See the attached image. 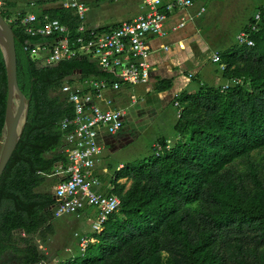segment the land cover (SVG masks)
Instances as JSON below:
<instances>
[{"label": "trees", "instance_id": "obj_1", "mask_svg": "<svg viewBox=\"0 0 264 264\" xmlns=\"http://www.w3.org/2000/svg\"><path fill=\"white\" fill-rule=\"evenodd\" d=\"M4 1L0 13L15 32L18 82L29 108L0 179V264H36L48 257L29 239H22L26 246L20 247L17 232L35 234L54 217L56 198L37 188L68 163V130L61 123L75 115V108L62 86L115 76L89 57L46 63L47 50L35 55L29 45L53 44L59 34L27 32L22 23L26 10ZM254 2V12L233 39L216 47L220 60L212 63L223 83L210 85L201 78L194 91L175 96L181 109L174 124L177 137H158L150 153L123 167L108 162V194L120 198L119 208L97 231V242L62 264H264V3ZM46 13L68 25L77 46L80 21L73 10ZM46 13L38 14L32 26L46 24ZM242 30L252 45L238 42ZM159 85L169 89L173 82L165 79ZM116 94H124L123 88L114 95L118 102ZM7 96L0 47V139ZM101 156L94 175L103 179L97 171Z\"/></svg>", "mask_w": 264, "mask_h": 264}, {"label": "built area", "instance_id": "obj_2", "mask_svg": "<svg viewBox=\"0 0 264 264\" xmlns=\"http://www.w3.org/2000/svg\"><path fill=\"white\" fill-rule=\"evenodd\" d=\"M203 2L204 0H172L163 4L162 0H145L147 10L143 14L132 20H124L109 31L98 32L83 24L87 5L81 0H66L65 6L75 8L82 22L78 28L80 35L76 39L77 46L70 42L68 26L59 19L46 15V24L34 27L32 23L37 20V15L29 14L22 18L27 32L31 34H62L53 44L29 45L35 55L47 50L46 63L54 64L61 60L89 57L95 60L103 71L115 76V79L91 76L76 85L65 82L62 86V91L74 105L75 115L65 118L61 123L62 128L68 130L65 146L67 166L60 165L51 174L60 178L54 191L55 217L78 212L89 203L98 210L93 228L100 231L109 217L118 210L120 198L115 194L108 195L98 191L100 179L94 175L97 160L104 150L102 135L117 133L124 126L127 114L126 107L116 102L113 92L123 85L148 83L153 71L149 36H167L169 29L166 24L171 13L178 9L202 3L196 13V16H202L207 9ZM260 16L261 13L258 12L256 19L259 20ZM186 21L187 18H182L171 27V31L183 28ZM256 26H252L253 30ZM237 40L249 45L254 43L244 30L237 34ZM179 45L184 47L181 42ZM164 48L168 49L169 46L164 45ZM212 59L219 61V53L215 52ZM222 67L225 68V65ZM137 100L134 98L133 102ZM89 241L87 236L81 238L83 249ZM43 263L44 260L36 264Z\"/></svg>", "mask_w": 264, "mask_h": 264}, {"label": "crops", "instance_id": "obj_3", "mask_svg": "<svg viewBox=\"0 0 264 264\" xmlns=\"http://www.w3.org/2000/svg\"><path fill=\"white\" fill-rule=\"evenodd\" d=\"M10 4H12L17 9H24L26 10L27 15L29 14H43L49 12L50 14L54 13L59 9H71L73 12L78 16L77 10L75 8H70L65 6L66 0H7ZM84 2L88 10L86 12V18L83 24L88 29H96L98 32L105 31L104 28L109 31L114 26L120 24L124 20H132L133 18L143 14L147 8L145 7V0H121V1H112V0H81ZM172 1V0H162L163 4ZM209 0H204L203 4L207 8V2ZM220 0H215V5ZM232 1V0H231ZM257 1L259 4L264 3V0H251ZM4 0H1L0 8L4 5ZM202 3L195 4L190 8H181L176 10L173 15L169 18L166 26L169 29V33L165 37H158V36H149V43L152 49L150 55V61L153 64V71L151 73L150 79L146 84H137L132 85L127 84L125 87H122L124 90V94H116L118 102L126 107L133 103V99L136 96H140L137 100L141 103L151 102L153 105H160L162 99L165 96H169V98L175 99V96L182 92L181 85L183 84L182 80L176 79L173 74H178V68L180 63L186 59H193L197 54L196 48L199 46L202 51H205L208 48V41H205L204 33H213V39L217 38L216 33L217 30H205V25L210 20H203L201 16H196L197 11ZM207 11V9H206ZM123 14V15H122ZM205 14V13H204ZM229 14V12L227 13ZM46 15H48L46 13ZM45 15V16H46ZM127 16L124 19H117L119 16ZM49 16V15H48ZM203 16V15H202ZM182 18H187L186 25L183 28H180L176 31H171V27L178 23ZM58 19V18H57ZM247 20V19H246ZM242 22V24L246 22ZM80 24L82 23L79 19ZM63 23V22H62ZM66 24V23H63ZM79 24V25H80ZM67 25V24H66ZM68 26V25H67ZM243 26V25H242ZM79 28V26H78ZM224 31V28L221 27ZM69 29V27H68ZM220 29V28H219ZM241 29V27L239 28ZM239 29L237 31H239ZM79 32V30H78ZM239 33V32H238ZM237 33V34H238ZM80 35V32H79ZM62 34H59L61 37ZM68 37H69V30H68ZM237 37V35H236ZM70 42H74L73 39L69 38ZM209 40V39H208ZM210 41V40H209ZM180 42L184 44V47H180ZM164 45H168L169 48L165 49ZM217 52L212 51L209 54V62L213 61L212 55ZM202 54H205L203 52ZM206 55V54H205ZM207 56V55H206ZM213 64V63H212ZM177 70V71H176ZM216 67L214 72L208 74V77L212 79L214 76L217 77V81L219 77L216 73ZM176 72V73H175ZM194 73V71L190 72V74ZM206 77L202 75V79ZM171 79L173 85L171 88L161 89L159 83L162 80ZM221 79V78H220ZM181 81V85L179 84ZM124 86V85H123ZM138 88V89H137ZM180 89V91H179ZM195 89H191L190 91H194ZM123 92V91H122ZM116 91L113 92L115 95ZM139 102V103H140ZM136 103V102H135ZM175 105V102H173ZM177 117L180 114V110L177 106ZM127 109V107H126ZM155 113V111L152 109ZM128 113V112H127ZM127 114L124 118V122L126 120ZM175 124V123H174ZM127 126L125 125L122 130H120L116 134H103L102 135V143L104 145V151L106 146H110V149L113 150V146L118 145V142L125 138H121V135H125V131ZM156 144V141L153 145ZM104 151L101 156L100 162L97 164V171L99 174L105 176L103 179H100V185L97 187L98 191L108 194V189L111 188L112 183L110 182L109 177L112 173L111 169L108 166V161L105 159ZM119 167H123L125 161H119ZM94 174L95 171H94ZM126 179H122L125 181ZM58 178L55 176H47L44 182L37 188L38 191L44 193H52L55 197L54 191L55 186L58 183ZM110 195V194H108ZM54 206L52 209L54 210ZM98 217V210L91 206L89 203H86L85 206L80 209L78 212L64 214L59 217H52L42 225L35 234L27 235L24 231L17 232V238L20 242V247H25L26 243L23 240H31L33 243L37 245L39 250L44 253L48 259L47 261L44 260L45 263L43 264H62V262L70 259L76 258L83 253V247L81 246V238L82 237H89L90 243L97 242V231L93 228V223ZM21 239V241L19 240ZM23 239V240H22ZM77 249L80 252L77 255ZM7 264H18V260L9 261Z\"/></svg>", "mask_w": 264, "mask_h": 264}, {"label": "rangeland", "instance_id": "obj_4", "mask_svg": "<svg viewBox=\"0 0 264 264\" xmlns=\"http://www.w3.org/2000/svg\"><path fill=\"white\" fill-rule=\"evenodd\" d=\"M256 6L257 4L251 0H220L216 5L215 0L207 2V11L201 16V19L210 20L205 25L206 31L218 29L217 38L213 39V33H204L205 41L209 42L208 48L202 51L198 46L195 51L197 54L193 59L189 58L180 63L178 74H173V76L178 80H182L183 84L181 81L179 83L180 85L182 84L181 91L196 89L200 85L199 80L202 75L206 77L202 81H206L210 85H216L214 81L217 80V77L214 76L212 79L208 77V74L214 72L216 67L211 61L209 62V54L212 51H216V47L228 41L229 38L233 39L242 22L254 12ZM228 12L229 14H227ZM126 17L125 15L119 16L117 19ZM221 27L224 28V31ZM203 52L207 56L202 54ZM192 71L195 73L194 78L188 76ZM218 82L223 83V79L219 78ZM129 87L132 88V85ZM169 96H165L160 105L138 101L126 106L128 112L125 120L127 131H125V135H121V138L125 139H120L118 145L113 146L115 151H112L110 146H106L104 156L108 162L117 164L119 161L135 160L150 153L153 143L158 137L166 136L169 139L177 137L174 129V123L177 120V108L173 104V99L169 98ZM1 148L2 143L0 142V151ZM79 254L80 252L77 249V255Z\"/></svg>", "mask_w": 264, "mask_h": 264}, {"label": "water", "instance_id": "obj_5", "mask_svg": "<svg viewBox=\"0 0 264 264\" xmlns=\"http://www.w3.org/2000/svg\"><path fill=\"white\" fill-rule=\"evenodd\" d=\"M0 47L5 58L8 96L4 136L0 139V179L21 136L27 121L29 104L18 82L15 32L0 13Z\"/></svg>", "mask_w": 264, "mask_h": 264}]
</instances>
